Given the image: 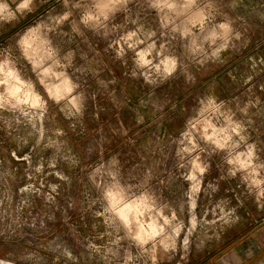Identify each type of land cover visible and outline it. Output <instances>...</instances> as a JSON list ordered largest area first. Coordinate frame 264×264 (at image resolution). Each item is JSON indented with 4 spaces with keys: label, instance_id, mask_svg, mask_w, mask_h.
<instances>
[{
    "label": "rangeland",
    "instance_id": "374dc122",
    "mask_svg": "<svg viewBox=\"0 0 264 264\" xmlns=\"http://www.w3.org/2000/svg\"><path fill=\"white\" fill-rule=\"evenodd\" d=\"M8 11L17 19L0 21V59L10 54L22 75L33 81L35 75L17 41L28 27L51 23L49 17L65 11L72 13L48 38L59 50L62 63H67L64 57L69 51L74 54L66 71L79 85L71 96L80 95L81 100L79 112L72 107L71 97L54 103L37 82V91L48 100V110L36 127L19 112L0 110V262L181 264L213 245L220 228L239 221L244 208L258 215L264 198L257 199L258 189L250 190L248 174L240 170L230 176L227 154L221 151L209 156L206 150L200 156L210 169L200 183L193 210L197 224L189 234L187 193L192 181L185 176L191 174L196 154L181 159L177 152L189 121L211 118L216 127H226V118L231 116L243 126L245 137L237 153H247L252 134L257 135L263 127L264 0H212L211 9L206 10L210 19L205 33H199L198 28L193 32L202 36L215 25L229 22L240 38L231 39L218 60L210 58L203 64L188 55V38L160 28L165 13L149 7L148 0H130L110 14L106 27L95 30L80 22L85 12L94 11L92 0H70L67 8L63 0H37L31 13L7 7L0 15ZM139 26L157 33L153 38L157 48L165 43L177 56V71L171 77L162 80L151 66L138 67L132 50L126 49L125 56L117 58V49L126 46L115 41ZM212 48L205 44V54ZM149 58L154 64L159 61L155 54ZM146 76L156 83H148ZM210 98L217 104L223 102L222 116L211 109L200 116ZM40 127L42 136L37 130ZM196 142L208 149L202 140ZM245 159L242 157L241 163ZM252 162L257 164L254 159ZM110 172L116 174L115 180ZM261 177L262 172L256 178ZM117 183L124 189L126 201L146 192L163 208L160 215L175 213L182 227L175 236L174 249L165 250L159 236L141 248L126 234L114 213L108 211L105 196L110 188L119 191L114 187ZM225 213L227 224L220 219ZM166 232L170 234V229Z\"/></svg>",
    "mask_w": 264,
    "mask_h": 264
},
{
    "label": "clouds",
    "instance_id": "9594fccd",
    "mask_svg": "<svg viewBox=\"0 0 264 264\" xmlns=\"http://www.w3.org/2000/svg\"><path fill=\"white\" fill-rule=\"evenodd\" d=\"M37 0H20L17 11L21 14L31 13L35 10ZM70 0H63L64 6L67 8ZM130 0H92V8L94 11H87L81 16V23L85 27L93 30L106 27L105 22L109 20L110 14H114L126 7ZM149 7L156 9L157 12H164L161 17L160 28L168 30L171 34H179L181 39L188 38L186 51L189 56L195 59L196 63L203 64L206 60L213 58L219 59L220 53L227 49L230 40L239 39V33L233 32V28L229 22H223L215 25L207 31L206 34L200 36L193 32L198 28L199 33H205L206 21L210 19V15L206 14L207 9H211L212 0H148ZM7 5L0 3V10L7 11ZM75 7H80L76 4ZM72 15L70 11H65L62 15L49 17L51 23H39L34 27H28L24 34L17 41V46L24 60L30 65L31 72L35 75V81L31 78H25L15 61L10 58V54H5L0 59V110H9L19 112L26 117L33 127H36V121L42 120L47 112L48 100L59 104L66 97H71L72 107L76 112L80 111L81 100L80 95L71 96V94L79 87V85L70 78L66 69L71 67L73 53L69 51L64 59L67 63H62L58 55L59 50L52 45V41L48 38V33L56 31V28L68 20ZM184 17L183 20H180ZM14 13L8 11L7 15H0V21L11 22L16 20ZM180 20L179 23L177 21ZM133 23H136L133 21ZM171 26V27H170ZM73 31L82 35L79 29L73 27ZM107 35V33H105ZM157 33L152 30L145 31L143 26L137 27L133 31H128L121 36L117 44L125 45L117 49V58L125 56L126 49L135 53L134 62L140 68L151 66L152 71L162 80L171 77L178 67V58L169 52L165 43H161L157 48ZM166 35L161 32V36ZM175 39V35L172 36ZM221 41L218 45L217 42ZM205 44L212 48L210 54H205ZM139 45H145L139 48ZM155 54L159 58L158 63H153L152 57ZM199 58V59H197ZM135 75V74H134ZM148 83L155 84L156 80L146 76ZM39 83L47 93L48 100H45L37 91L36 83ZM115 81H113L114 83ZM223 102L217 104L214 99H209L204 107L200 109V116L203 117L209 109L214 114L222 116L220 112ZM226 127H216L211 118L197 119L189 121V130L185 131L180 140L181 147L177 155L183 159L185 156L195 157L192 161V172L185 176L186 180L192 181L190 192L187 193L189 212L191 215V230L195 228L197 219L193 211L196 206V197L200 192V183L205 173L210 169L207 162L201 160L200 154L205 153L211 156L213 152H225L227 154L226 163L232 166L229 170L230 176H235L237 171L243 170L248 176L250 190L258 189L257 199L264 198V177L260 176L258 168H264V165L254 164L253 146H249L247 153H237L241 142L245 137L241 134L243 126L238 122H233L231 116L227 118ZM41 136L43 128L37 129ZM238 137L239 139H234ZM197 139L202 140L208 149L197 143ZM246 157L243 163L241 158ZM239 165L237 168L236 166ZM110 176L115 180L116 174L110 172ZM119 189L113 192L110 188L106 191V199L109 201L108 211H112L117 219L126 230V234L134 240L141 248L153 241L156 237H161L160 243L165 250L175 248V236L180 233L182 222L177 220L175 213L170 216L160 215L163 208L158 207L156 201L151 195L142 192L138 197L131 201H126L123 197L124 189L117 183L114 185ZM212 187V185H209ZM218 189L213 188V191ZM219 207V205H218ZM221 211H223L221 209ZM227 213L220 217L225 224L229 223ZM147 219V223H145ZM162 221V223H160ZM170 229V234L166 232ZM189 241L185 236L184 244L188 245ZM3 264V262H0Z\"/></svg>",
    "mask_w": 264,
    "mask_h": 264
},
{
    "label": "crops",
    "instance_id": "0c3cea01",
    "mask_svg": "<svg viewBox=\"0 0 264 264\" xmlns=\"http://www.w3.org/2000/svg\"><path fill=\"white\" fill-rule=\"evenodd\" d=\"M17 11L20 0H0ZM15 11V12H16ZM18 12V11H17ZM20 13V12H18ZM259 121V120H258ZM261 129L251 136L255 145L254 160L264 165V118L260 120ZM264 173V168H258ZM239 220L220 228L217 239L201 252L187 257L181 264H264V200L258 207V215L247 211Z\"/></svg>",
    "mask_w": 264,
    "mask_h": 264
}]
</instances>
